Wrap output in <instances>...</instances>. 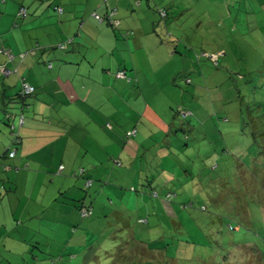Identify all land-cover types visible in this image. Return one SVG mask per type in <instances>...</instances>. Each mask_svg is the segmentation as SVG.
Returning <instances> with one entry per match:
<instances>
[{"label":"crops","instance_id":"1","mask_svg":"<svg viewBox=\"0 0 264 264\" xmlns=\"http://www.w3.org/2000/svg\"><path fill=\"white\" fill-rule=\"evenodd\" d=\"M213 1L223 17H228L227 7L236 3ZM180 3L0 0V264H44L49 260L50 247L33 243L38 239L35 234L43 231L42 218L48 211L54 218L64 221L65 215L69 219L68 226L76 230L70 245L77 249L88 243L97 221L83 220L77 205L85 198L88 175L97 183L109 177L110 185L99 200L104 206L100 212L110 213L116 203L129 202L132 211L147 205V195H127L122 190L135 182L141 187L146 178L155 176L153 158L144 151L151 145L147 125L153 122L162 132L166 127L159 124L163 101L156 100L159 108L153 105L154 96L145 83L156 81L165 66L168 73L169 68L174 69L170 64L179 63V50L172 48L173 38L162 25L159 10L173 12ZM185 3L193 6L196 1ZM22 6L29 12L25 19H19ZM55 6L63 12H55ZM109 10L116 11L118 28L94 16H106ZM225 27L221 22L216 28L224 31ZM4 68L11 71L8 76ZM121 70L126 78L117 76ZM169 73L174 78H168L166 84L177 80L176 72ZM23 82L35 87L36 93L21 105L13 100L19 97ZM10 110L19 137L14 158L9 156L14 151L6 119ZM134 130L137 142L134 136L129 138ZM129 147H133L131 153ZM97 150L101 152L91 156ZM82 168L87 170L85 177ZM105 197L113 199V207ZM121 211L117 209L118 218Z\"/></svg>","mask_w":264,"mask_h":264},{"label":"rangeland","instance_id":"2","mask_svg":"<svg viewBox=\"0 0 264 264\" xmlns=\"http://www.w3.org/2000/svg\"><path fill=\"white\" fill-rule=\"evenodd\" d=\"M176 1L181 3L173 14L168 10L167 22L177 38L179 63L170 64L174 69L168 67V73L181 77L166 84L174 75H167L165 66L156 81L145 83L154 96L151 103L159 108L156 100L163 101L160 116L167 125L159 122L165 132L153 122L147 125L151 145L144 151L154 161L156 190L177 196L171 202L163 196L146 197L147 205L135 209L131 227L114 213L111 224L92 227L88 243L74 250L67 244L76 232L68 226L69 219L46 212L43 231L36 233V241L47 240L50 247L44 264H112L113 255H108L113 253L118 254L115 264H264V151L243 130L248 113L264 118V0H235L225 10L228 17L213 0H195L193 6L186 5L187 0ZM216 22L227 28L219 30ZM213 55L218 66L208 58ZM183 75L192 84L185 83ZM13 101L23 104L18 96ZM180 107L193 115L181 118ZM190 121L192 127L187 128ZM133 138L137 142V135ZM101 182L91 188L97 190L95 204L104 198L109 177ZM122 191L130 195V185ZM123 205L116 203V209L123 210ZM139 215H150L147 229L136 223ZM131 234L145 244L132 241Z\"/></svg>","mask_w":264,"mask_h":264},{"label":"trees","instance_id":"3","mask_svg":"<svg viewBox=\"0 0 264 264\" xmlns=\"http://www.w3.org/2000/svg\"><path fill=\"white\" fill-rule=\"evenodd\" d=\"M237 1H239V0H237ZM242 1V0H241ZM59 6H55V12L56 11H58L57 10V8H58ZM20 8H25L24 6H22V7H20ZM27 9V8H26ZM21 10V9H20ZM28 10V9H27ZM110 11H115V10H109L108 11V13L110 12ZM20 12V11H19ZM169 11H167L166 9H161V10H159V14H160V16H161V20H162V24L164 25V28L167 30V32H168V34H169V36L170 37H172L173 38V44L174 45H172L171 43V46L174 48V50H177L178 48H177V46H176V43L175 42H177L176 41V36H174L173 34H171L169 31V25H168V22H167V19H169V17H170V14L168 13ZM174 12V11H173ZM173 12H170V13H172L173 14ZM108 13H107V15H108ZM115 14H116V11H115ZM28 15H29V12L27 13V16L26 17H28ZM99 15V14H98ZM103 16L105 19L103 20V21H105V20H107L111 25H113L114 27H117L118 28V25H119V23H120V21L119 20H117L116 19V17L115 16H113V17H109V16ZM101 16V15H100ZM26 17H19V19H25ZM116 21H118V24H116ZM214 56V55H213ZM216 58H217V56H215ZM208 58H211L212 60H213V58H212V56H208ZM213 62H214V64L216 65V66H218V64H219V62H215L214 60H213ZM119 72V71H118ZM118 76V75H117ZM179 77H181V76H178L177 77V80H178V78ZM184 82L185 83H189V84H192V80H191V78L188 76V78L187 79H185L184 80ZM29 84V83H28ZM30 85V84H29ZM32 86V85H31ZM36 88L34 87V90H35ZM36 93V90H35V92L33 93V94H31V95H23V92L21 91L20 92V95H19V98L21 99V101L23 102V105H24V102L27 100V98H29L30 96H32V95H34ZM183 108H185V107H180V109H178V112H179V114L181 115L180 117L181 118H183V119H185V120H188L189 118H190V116H192L193 115V112L189 109H187L186 108V110H184ZM250 112H251V110H249ZM8 115H7V124H8V126L10 127V138H12V142H13V144L12 145H14V147H13V149L12 150H15L16 151V154H17V142L19 141V137H18V133H17V131H16V129H17V126L15 125V124H13V117H14V115L13 114H10V113H7ZM248 115L250 116V118H249V121L247 122V121H245L244 122V129L243 130H246L247 132H250V135H251V137H252V139H254V142L258 145V147H259V149L260 150H263L264 151V118L262 119H256V117H254L252 114H250V113H248ZM23 118V121H24V116L22 117ZM183 125V124H182ZM190 127H192V122L190 121L189 123H188V125H187V128H190ZM186 128V129H187ZM188 130V129H187ZM189 131V130H188ZM134 134H136V130H134L133 132L131 131V133L129 134V138H132L133 136H134ZM165 142H167V141H165ZM11 152H13V151H11ZM10 152V153H11ZM10 153H9V156H10ZM11 158H14V157H11ZM208 166V165H207ZM62 167L64 168V165H62ZM62 167H60V170H62L63 168ZM62 168V169H61ZM82 170V176H84L85 177V174H86V171L87 170H84L83 168L81 169ZM162 173L160 174V176L158 177L159 178V180H160V177H162ZM152 177H154V176H152ZM146 178L147 180L145 181V183L144 184H142V186L140 187H136V185H134L133 187H131L130 188V191L132 192V193H138V194H142V197H144V195H147L148 197L149 196H156L157 198L158 197H161V196H163L161 193L162 192H160L159 190H156V184H157V180H156V178L154 177V178ZM86 184H85V186L83 187V192L85 193V195H84V197L85 198H82L81 199V201L79 202V203H77V205H78V209H79V213H80V216L83 218V219H86V221L88 222V219H91V220H94L93 222H96L97 220L95 219V212L97 211V215L98 216H100V217H98L97 219H98V221L96 222V224L93 226V227H97V224H99V226H100V223H106V225H107V221H108V219H106V218H108V217H111V215H113L114 213H116L117 215H119V213H117V209H116V206H114V204H113V199L112 198H107V197H105V199L107 198V202L110 204V208L111 207H113L114 206V208L113 209H115L113 212H111V213H109V212H105V213H102V212H100L101 211V208H104V206H102V204H99V203H94V199H95V196H93L94 195V193L95 192H97V190H95V189H91L92 187H94V183L96 182V181H94L93 179H91L90 178V175H88L87 177H86ZM104 183V182H103ZM107 185H109V183L107 184ZM147 188V190H146V192L145 191H142V189H144V188ZM104 190V189H103ZM103 190H102V192H103ZM164 191V196H163V199L165 200V201H168V202H171L172 201V199H174V197L175 196H177V194H174L172 191H170L169 190V192H167L166 193V190H163ZM97 202H99L98 200H97ZM142 203H146V202H142ZM113 204V205H112ZM129 202H127V204H125L124 205V207H125V209L124 210H122L121 211V216H120V220L122 221V223H124L125 225H129L130 227L132 226V221H134V217H135V213H136V211H135V209H133L134 211H132L130 208H128L129 207ZM184 205V204H183ZM192 206V205H191ZM123 207V208H124ZM185 207H188L187 205L185 206ZM138 209V208H137ZM204 209V208H203ZM84 210H87L86 212L87 213H83V211ZM150 215H147V217H145V216H137L136 217V223L138 224V226H141L142 227V229H147V227L145 228V226H147V225H150L151 224V220H150V217H149ZM101 219V220H100ZM110 224H111V221H110ZM230 227V229L231 230H235V227H234V225H230L229 226ZM252 227V226H251ZM85 229V228H84ZM252 229V228H251ZM85 231H88V228L87 229H85ZM40 232V231H39ZM135 235H136V233H134ZM134 234H131L132 236H133V240L132 241H134L135 240V242L136 241H139L140 243H144L145 244V241H141V240H139V239H137L136 237L137 236H134ZM35 236H37L36 234H35ZM73 239V238H72ZM70 240H68L67 241V244H70V242H69ZM43 243V245H46V246H49V244H48V242H47V240H45V241H42ZM34 243V245H38V243L39 242H37V241H34L33 242ZM71 247H72V249L74 250L75 248V244H72L71 245ZM147 248H149V247H147ZM149 249H151V248H149ZM180 249V248H179ZM154 250V249H153ZM160 250H163V251H165L166 249H164V248H161ZM182 250V249H181ZM183 251V250H182ZM178 252H180L179 250H178ZM177 252V253H178ZM109 252H107V254H108ZM168 253H169V250H168ZM167 253V254H168ZM117 253H113V254H109L108 256H110V255H113V256H111V263L112 264H115V262H116V258H117V255H116ZM178 254H175L174 256L172 255V257L173 258H175V259H177V256ZM168 256V255H167ZM173 258H170V259H173ZM53 260V259H52Z\"/></svg>","mask_w":264,"mask_h":264},{"label":"built area","instance_id":"4","mask_svg":"<svg viewBox=\"0 0 264 264\" xmlns=\"http://www.w3.org/2000/svg\"><path fill=\"white\" fill-rule=\"evenodd\" d=\"M57 10H58L59 13H62V12H63V9L60 8V7H58ZM27 13H28V10H27L26 8H21V10H20V12H19V17H21V16H22V17H26V16H27ZM114 15H115V11H114V12H113V11H110V12L108 13L107 16H109V17H113ZM94 16H95L99 21H101V22H103V20L105 19L104 17L98 15L97 13H95ZM116 24H118V21H116ZM212 58H213V60H214L216 63L218 62V58H216L215 56H212ZM49 65H50V67H53V65H51V64H49ZM3 71H4V74H5L6 76H8V75L11 73V71H10L9 69H7V68H4ZM117 75H118L119 78H126V77H127V74H125L124 71H119V72H117ZM21 90H22V92H23V95H24V94H25V95H31V94H33V93L35 92L34 87L31 86V85H29V84L26 83V82H23V86H22V89H21ZM21 122H23V119L21 120ZM15 155H16V151H15V150H14L13 152L10 153V157H15ZM62 168H63V167H62ZM62 168H61V169H62ZM86 211H87V210H84L83 213H87Z\"/></svg>","mask_w":264,"mask_h":264}]
</instances>
